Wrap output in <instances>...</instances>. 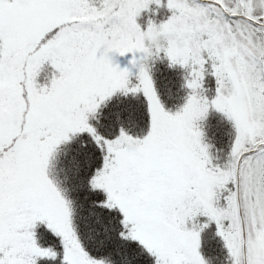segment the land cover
<instances>
[{"label": "snow or ice", "instance_id": "6c2138e0", "mask_svg": "<svg viewBox=\"0 0 264 264\" xmlns=\"http://www.w3.org/2000/svg\"><path fill=\"white\" fill-rule=\"evenodd\" d=\"M213 225L264 264V0H0V264H210Z\"/></svg>", "mask_w": 264, "mask_h": 264}, {"label": "trees", "instance_id": "16d2710c", "mask_svg": "<svg viewBox=\"0 0 264 264\" xmlns=\"http://www.w3.org/2000/svg\"><path fill=\"white\" fill-rule=\"evenodd\" d=\"M182 76L180 69H170L166 62L157 63L153 69L155 87L161 102L168 109H176L184 103L186 93L182 89ZM205 131L210 142L218 148L226 149L230 140V126L219 114L213 112L209 115ZM202 251L210 264H225L227 253L219 238L215 236V225L203 234Z\"/></svg>", "mask_w": 264, "mask_h": 264}, {"label": "rangeland", "instance_id": "374dc122", "mask_svg": "<svg viewBox=\"0 0 264 264\" xmlns=\"http://www.w3.org/2000/svg\"><path fill=\"white\" fill-rule=\"evenodd\" d=\"M152 7H153V9H155L156 6L153 5ZM167 14L168 13H167L166 9H160L159 19H163ZM149 15H150L149 13H144L142 19L140 20V23L141 24H146L147 19L149 18ZM120 59H121V63L122 64L126 63V60L124 58H120ZM173 110H175V109H173Z\"/></svg>", "mask_w": 264, "mask_h": 264}]
</instances>
